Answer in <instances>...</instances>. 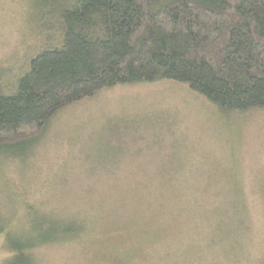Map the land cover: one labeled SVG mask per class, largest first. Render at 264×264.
I'll return each mask as SVG.
<instances>
[{"label":"rangeland","instance_id":"obj_1","mask_svg":"<svg viewBox=\"0 0 264 264\" xmlns=\"http://www.w3.org/2000/svg\"><path fill=\"white\" fill-rule=\"evenodd\" d=\"M36 24L33 0H0V63L22 57ZM39 140L0 157L14 234L0 232V264L20 243L21 264H264V109L222 113L169 80L121 84Z\"/></svg>","mask_w":264,"mask_h":264},{"label":"trees","instance_id":"obj_2","mask_svg":"<svg viewBox=\"0 0 264 264\" xmlns=\"http://www.w3.org/2000/svg\"><path fill=\"white\" fill-rule=\"evenodd\" d=\"M33 6L37 24L28 50L0 63V157L21 149L27 158L59 112L121 84L169 80L222 113L264 109V0H33ZM64 226L75 229L67 220ZM1 231L14 236L5 222ZM29 245L16 246L8 264H21Z\"/></svg>","mask_w":264,"mask_h":264}]
</instances>
